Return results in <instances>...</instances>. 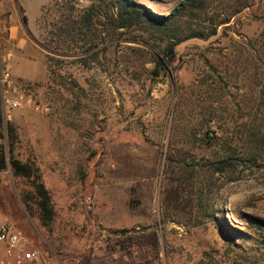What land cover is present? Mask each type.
<instances>
[{"label":"rangeland","instance_id":"1","mask_svg":"<svg viewBox=\"0 0 264 264\" xmlns=\"http://www.w3.org/2000/svg\"><path fill=\"white\" fill-rule=\"evenodd\" d=\"M57 1L22 0L25 11L17 20L19 0H0V60L16 53L9 31L21 25L25 51L11 72L30 100L2 110L3 133L7 122L16 128V153L38 167L55 213L48 227L30 216L8 168L0 172V225L9 220L23 230L43 252V264H264L253 239H238L252 263L238 248L239 254L226 252L212 217L202 213L200 190L180 179L182 160L214 159L224 151L221 144L237 141L248 81L233 55L247 41L264 38V0H252L209 40L177 46L175 71L155 80L133 73L125 61L132 56L118 47L116 73L88 70L78 56L46 49L39 20ZM66 1L84 9L96 0ZM136 1L167 15L183 0ZM47 54L55 58L52 77ZM169 156L174 165L168 171ZM215 186L207 201L213 216L238 228L246 227L247 216L264 218V169L216 175ZM4 253L0 244V260Z\"/></svg>","mask_w":264,"mask_h":264},{"label":"trees","instance_id":"2","mask_svg":"<svg viewBox=\"0 0 264 264\" xmlns=\"http://www.w3.org/2000/svg\"><path fill=\"white\" fill-rule=\"evenodd\" d=\"M64 1L45 7L40 17L46 49L64 57L78 56L75 61L88 70L116 73L118 59L113 63L112 55L118 47L125 57L132 56L125 61H131L133 73L144 71L154 80L175 71L177 46L190 40H209L218 34L220 26L230 23L233 17L252 5V0H183L169 14L162 15L136 0H96L84 9L72 1ZM255 42L259 43L260 52ZM236 50L234 64L245 69L248 81L238 105L242 122L236 131L237 141L234 146L221 144L224 151L214 159L199 163L182 160L180 179L200 190L202 213L212 217L215 228L227 244L226 252L239 254L235 250L238 248L240 258L252 263L254 256L238 239H253L255 250L264 252V218L247 216L246 227L238 228L225 216L219 218L213 216L212 211L207 212V201L217 188L216 175L234 177L240 167L264 169V38L260 42L249 40ZM47 59L52 77L51 61L55 58L47 54ZM147 64H153V70L149 71ZM3 127L0 94V134L6 141L0 144V172L10 168L27 213L48 227L55 216L51 194L38 167L18 157L16 128L7 122L6 133H3ZM172 161L171 156L167 157L168 171L169 166L174 165Z\"/></svg>","mask_w":264,"mask_h":264},{"label":"built area","instance_id":"3","mask_svg":"<svg viewBox=\"0 0 264 264\" xmlns=\"http://www.w3.org/2000/svg\"><path fill=\"white\" fill-rule=\"evenodd\" d=\"M11 59L12 52H9L0 60V94L4 114L21 108L30 101L22 86L13 79ZM0 244L5 249L0 264H43L45 261L41 249L27 237L23 230L15 227L9 220H5L0 225Z\"/></svg>","mask_w":264,"mask_h":264},{"label":"crops","instance_id":"4","mask_svg":"<svg viewBox=\"0 0 264 264\" xmlns=\"http://www.w3.org/2000/svg\"><path fill=\"white\" fill-rule=\"evenodd\" d=\"M21 1L22 0H19V2H16L17 5H15V11H14V17L17 18H22V13H24V8L21 4ZM18 22V21H17ZM25 22V21H24ZM23 24H26V23H23ZM21 25H13L10 27V31H9V41L12 42V44L16 47L14 50H15V56L12 54V59H11V66H15V64L22 59L21 57V53L24 50V47H25V44H26V40L23 39L20 35V28ZM26 59V58H25ZM28 60V59H27ZM30 61V60H28Z\"/></svg>","mask_w":264,"mask_h":264}]
</instances>
